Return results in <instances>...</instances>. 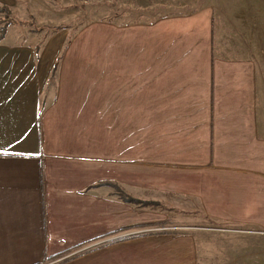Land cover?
I'll use <instances>...</instances> for the list:
<instances>
[{"label": "crops", "instance_id": "0c3cea01", "mask_svg": "<svg viewBox=\"0 0 264 264\" xmlns=\"http://www.w3.org/2000/svg\"><path fill=\"white\" fill-rule=\"evenodd\" d=\"M74 2L0 0V264H264V14L22 35Z\"/></svg>", "mask_w": 264, "mask_h": 264}, {"label": "rangeland", "instance_id": "374dc122", "mask_svg": "<svg viewBox=\"0 0 264 264\" xmlns=\"http://www.w3.org/2000/svg\"><path fill=\"white\" fill-rule=\"evenodd\" d=\"M67 1L69 0H66V2ZM207 3L217 8L218 17L219 6L225 9L226 12L233 13L235 18L234 21H250L252 15L254 17H260L264 14V0H75L73 6H68L65 9L67 15L66 19H68V21L61 23L54 22L45 25L35 22L34 28L36 29H34V31L26 27V25L22 28L20 26V29L24 36L28 34V32H35L38 40H40L37 47L40 48V45L44 43L47 36L52 34L59 27L68 28L73 34L80 27H84L89 22L93 21H111L118 24L153 22L162 16L194 11L199 6ZM13 16L16 15L13 14ZM1 17H3V15L0 16V18ZM39 27H41V30H38ZM22 35L20 34L19 37ZM57 62H60V60L58 59ZM56 70H53L55 71L53 72L54 75ZM260 73H262L261 70ZM149 206L155 208L161 206V204L159 206ZM159 228L161 231H198L199 229L208 228L219 229L220 226L214 223L212 224V221L203 216L199 220H196L195 224L192 223L191 225H187L180 223V221H175V223L170 222ZM260 258L264 261V257Z\"/></svg>", "mask_w": 264, "mask_h": 264}, {"label": "trees", "instance_id": "16d2710c", "mask_svg": "<svg viewBox=\"0 0 264 264\" xmlns=\"http://www.w3.org/2000/svg\"><path fill=\"white\" fill-rule=\"evenodd\" d=\"M2 15H3V17L0 18V41L5 37L7 30H8V27L11 24L17 22L16 19L12 16V9L10 8V6H8L6 4H0V16H2ZM19 23H23V22H19ZM32 24L33 23H31V26H32ZM61 28L59 27L56 30H59ZM56 69H57V64L54 67V70H56ZM120 195L125 201H128L130 203H134V204H139L142 207L149 206V205L159 206L161 204L158 201L142 200V199L130 196V195L126 194L123 190L120 191Z\"/></svg>", "mask_w": 264, "mask_h": 264}]
</instances>
